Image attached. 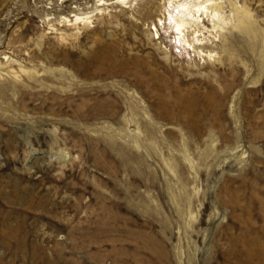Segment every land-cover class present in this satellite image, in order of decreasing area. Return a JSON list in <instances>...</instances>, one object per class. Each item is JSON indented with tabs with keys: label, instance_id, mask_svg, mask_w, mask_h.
I'll return each mask as SVG.
<instances>
[{
	"label": "rangeland",
	"instance_id": "obj_1",
	"mask_svg": "<svg viewBox=\"0 0 264 264\" xmlns=\"http://www.w3.org/2000/svg\"><path fill=\"white\" fill-rule=\"evenodd\" d=\"M0 264H264V0H0Z\"/></svg>",
	"mask_w": 264,
	"mask_h": 264
},
{
	"label": "bare ground",
	"instance_id": "obj_2",
	"mask_svg": "<svg viewBox=\"0 0 264 264\" xmlns=\"http://www.w3.org/2000/svg\"><path fill=\"white\" fill-rule=\"evenodd\" d=\"M180 7H181V11H182V13L183 14H191L190 12H192L193 11V9H197V12L199 11V8H201L200 6H196V7H189V6H181L180 5ZM191 8H193V9H191ZM190 21V20H189ZM192 21V20H191Z\"/></svg>",
	"mask_w": 264,
	"mask_h": 264
}]
</instances>
